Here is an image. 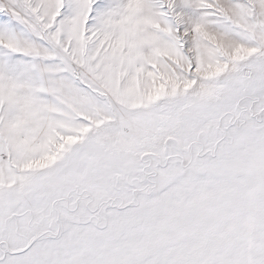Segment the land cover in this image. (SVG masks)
Returning <instances> with one entry per match:
<instances>
[{"label": "snow or ice", "instance_id": "obj_1", "mask_svg": "<svg viewBox=\"0 0 264 264\" xmlns=\"http://www.w3.org/2000/svg\"><path fill=\"white\" fill-rule=\"evenodd\" d=\"M0 264H264V0H0Z\"/></svg>", "mask_w": 264, "mask_h": 264}]
</instances>
